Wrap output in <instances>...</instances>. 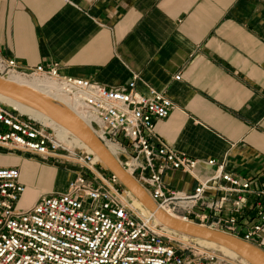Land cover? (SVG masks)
<instances>
[{
  "label": "built area",
  "instance_id": "2783aa9c",
  "mask_svg": "<svg viewBox=\"0 0 264 264\" xmlns=\"http://www.w3.org/2000/svg\"><path fill=\"white\" fill-rule=\"evenodd\" d=\"M13 73L51 81L158 209L264 246V190L227 171L223 161L192 158L158 137L155 121L174 108L163 91L148 87L140 93L135 74L125 85L105 87L60 74L56 62L22 69L0 56V77ZM1 151L62 165L71 178L65 190L42 193L20 208L26 189L20 171L0 167V264H250L157 222L135 206L132 194L92 151L70 145L52 125L2 103ZM198 166L213 170L202 179ZM171 171L189 175L196 187L169 185ZM248 195L260 198L250 220L242 217Z\"/></svg>",
  "mask_w": 264,
  "mask_h": 264
},
{
  "label": "crops",
  "instance_id": "0c3cea01",
  "mask_svg": "<svg viewBox=\"0 0 264 264\" xmlns=\"http://www.w3.org/2000/svg\"><path fill=\"white\" fill-rule=\"evenodd\" d=\"M0 56L22 69L56 62L60 74L105 87L137 75V91H163L174 105L155 121L158 137L192 158L223 161L264 190V0H0ZM24 164L8 165L26 185L20 208L40 194L27 202ZM43 166L63 179L45 193L65 190L71 172ZM166 181L184 191L193 182L179 171ZM257 199L246 197L244 219L256 216Z\"/></svg>",
  "mask_w": 264,
  "mask_h": 264
},
{
  "label": "water",
  "instance_id": "95a60500",
  "mask_svg": "<svg viewBox=\"0 0 264 264\" xmlns=\"http://www.w3.org/2000/svg\"><path fill=\"white\" fill-rule=\"evenodd\" d=\"M0 95L44 115L78 138L98 157L101 164L116 176L120 184L162 225L186 236L222 246L236 253L250 264H264V249L260 246L222 230L171 216L158 209L144 188L123 170L115 157L90 128L64 104L37 92L29 86L3 77H0ZM195 187L196 181H193L191 189Z\"/></svg>",
  "mask_w": 264,
  "mask_h": 264
},
{
  "label": "bare ground",
  "instance_id": "6f19581e",
  "mask_svg": "<svg viewBox=\"0 0 264 264\" xmlns=\"http://www.w3.org/2000/svg\"><path fill=\"white\" fill-rule=\"evenodd\" d=\"M6 79L8 80H11V81H14L16 83H19V84H23V85H26V86H29L31 87L32 89L36 90L37 92L45 95V96H48V97H51L53 99H55L56 101L64 104L65 106H67L69 109L71 108L70 105L68 104V101L66 100V98L64 96H62L56 89H55V86L54 84L49 81V80H46V79H41V78H37V77H32V76H26V75H21V74H18V73H13V74H9L7 75V77H5ZM40 79V80H38ZM41 80H46L48 82L44 83L42 82ZM1 96V95H0ZM6 98V97H5ZM10 100V99H9ZM1 102L3 103H6L9 107L11 108H14L16 110H18L19 112L23 113V114H26V115H29L30 117L34 118V119H37V120H40L44 123H47L50 122L49 125H52L53 127H55L56 129H59L61 130L63 133H65L66 135H68L69 137H71L72 139L76 140L78 142V144H76L75 146L79 147V148H82L86 151H91L89 148H87L78 138H76L73 134H71L69 131H67L65 128L61 127L60 125L56 124L55 122H53L52 120L48 119L47 117H45L44 115L32 110L31 108L27 107V106H24L16 101H13L15 102L16 104H18V106H21V107H13L12 105H10L9 103H7V101L5 100H2L0 99ZM72 110V112H74L75 114H77V116L83 120L82 116L80 114L77 113L76 110L74 109H70ZM43 117V118H42ZM48 124V123H47ZM112 154V153H111ZM137 199L134 198V204L136 207H138L139 209H141L138 204H137ZM139 202V201H138ZM139 204L141 205V203L139 202ZM142 206V205H141ZM143 207V206H142ZM143 209L145 210H142L145 214L146 213H149L147 211V209H145L143 207ZM158 222V221H157ZM198 242H200L201 244L205 245V246H208V247H213V248H217L221 251H223L224 253H227V254H231V255H237L236 253L222 247V246H219V245H216L212 242H208V241H204V240H199L197 239Z\"/></svg>",
  "mask_w": 264,
  "mask_h": 264
},
{
  "label": "rangeland",
  "instance_id": "374dc122",
  "mask_svg": "<svg viewBox=\"0 0 264 264\" xmlns=\"http://www.w3.org/2000/svg\"><path fill=\"white\" fill-rule=\"evenodd\" d=\"M41 81L44 83L48 82L46 80H41ZM0 99L7 101V103L12 105L13 107H21V106H18V104H16L12 100H9L8 98H5L3 96H0ZM0 103L7 105L6 103H3V102H0ZM47 123L50 124V122L48 121ZM55 130L57 131L58 136H60L61 138H65L66 141L70 145L75 146L76 144H78L76 140L72 139L71 137L63 133L61 130L56 129V128ZM25 158L26 159L21 161L17 157V155L2 153L0 154V167H6L11 163H18L19 161L25 163L23 166H21V168L24 171L25 175L27 176V180L29 183V186L27 188L28 191H27V198H26L28 203H32V201L34 200V198H36L38 193L40 194L45 193V191L52 189L53 186L54 188H61L63 179L57 178L56 181L54 182V180L49 174L51 171L49 172L48 169L44 168L43 166V164L45 163L44 161H42L38 157H34L33 160H30V159L28 160L27 157ZM263 243H264V239H263Z\"/></svg>",
  "mask_w": 264,
  "mask_h": 264
},
{
  "label": "trees",
  "instance_id": "16d2710c",
  "mask_svg": "<svg viewBox=\"0 0 264 264\" xmlns=\"http://www.w3.org/2000/svg\"><path fill=\"white\" fill-rule=\"evenodd\" d=\"M136 201H137V200H136ZM137 204H138V206H139L142 210H144L143 207L139 204L138 201H137ZM144 211H145V210H144ZM261 248L264 249V246H261Z\"/></svg>",
  "mask_w": 264,
  "mask_h": 264
}]
</instances>
